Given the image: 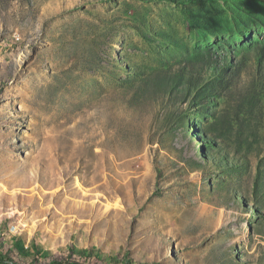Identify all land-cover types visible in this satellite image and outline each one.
<instances>
[{
    "label": "rangeland",
    "instance_id": "1",
    "mask_svg": "<svg viewBox=\"0 0 264 264\" xmlns=\"http://www.w3.org/2000/svg\"><path fill=\"white\" fill-rule=\"evenodd\" d=\"M72 248L264 264V0H0V264Z\"/></svg>",
    "mask_w": 264,
    "mask_h": 264
},
{
    "label": "trees",
    "instance_id": "2",
    "mask_svg": "<svg viewBox=\"0 0 264 264\" xmlns=\"http://www.w3.org/2000/svg\"><path fill=\"white\" fill-rule=\"evenodd\" d=\"M34 251V249H31ZM31 250L25 251V253H30ZM22 251L24 252L23 248ZM73 253H77L81 256H84L88 259L94 258L96 261L100 262L101 264H136L132 259H130L128 256H123L122 258L116 256V255H105L102 253H99L95 248L89 249V250H76L72 248ZM45 254L43 252L36 251L37 257H42ZM5 263V262H3ZM11 264H18L16 262L11 261ZM45 264H62L61 261L51 258L49 262ZM66 264H81L80 262H77L75 260L66 261Z\"/></svg>",
    "mask_w": 264,
    "mask_h": 264
}]
</instances>
